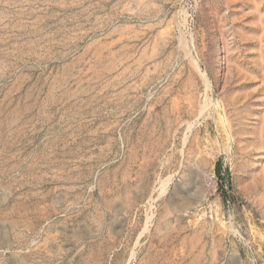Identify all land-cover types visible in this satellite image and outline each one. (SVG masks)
<instances>
[{"label": "rangeland", "instance_id": "obj_1", "mask_svg": "<svg viewBox=\"0 0 264 264\" xmlns=\"http://www.w3.org/2000/svg\"><path fill=\"white\" fill-rule=\"evenodd\" d=\"M0 264H264V0H0Z\"/></svg>", "mask_w": 264, "mask_h": 264}, {"label": "trees", "instance_id": "obj_2", "mask_svg": "<svg viewBox=\"0 0 264 264\" xmlns=\"http://www.w3.org/2000/svg\"><path fill=\"white\" fill-rule=\"evenodd\" d=\"M222 174H223V170H222V164H221V162L219 161L218 163H217V165H216V175H217V177H218V179H220L221 181L223 180V176H222ZM229 178V177H228ZM224 200H225V202H227V197L226 196H224Z\"/></svg>", "mask_w": 264, "mask_h": 264}, {"label": "bare ground", "instance_id": "obj_3", "mask_svg": "<svg viewBox=\"0 0 264 264\" xmlns=\"http://www.w3.org/2000/svg\"><path fill=\"white\" fill-rule=\"evenodd\" d=\"M228 127V126H227Z\"/></svg>", "mask_w": 264, "mask_h": 264}]
</instances>
